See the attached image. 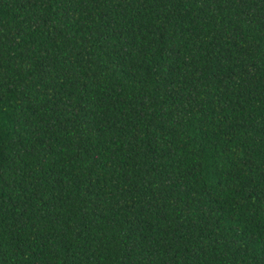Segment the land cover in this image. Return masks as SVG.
Listing matches in <instances>:
<instances>
[{
  "label": "trees",
  "instance_id": "16d2710c",
  "mask_svg": "<svg viewBox=\"0 0 264 264\" xmlns=\"http://www.w3.org/2000/svg\"><path fill=\"white\" fill-rule=\"evenodd\" d=\"M0 264H264V0H0Z\"/></svg>",
  "mask_w": 264,
  "mask_h": 264
}]
</instances>
